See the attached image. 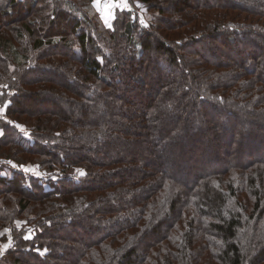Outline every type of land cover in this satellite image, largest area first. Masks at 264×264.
Masks as SVG:
<instances>
[{"label":"trees","instance_id":"obj_1","mask_svg":"<svg viewBox=\"0 0 264 264\" xmlns=\"http://www.w3.org/2000/svg\"><path fill=\"white\" fill-rule=\"evenodd\" d=\"M144 1L0 0V264H264V0Z\"/></svg>","mask_w":264,"mask_h":264},{"label":"rangeland","instance_id":"obj_2","mask_svg":"<svg viewBox=\"0 0 264 264\" xmlns=\"http://www.w3.org/2000/svg\"><path fill=\"white\" fill-rule=\"evenodd\" d=\"M110 0H93V3H95V8H96V10L100 13V15H101V17H102V19H103V22H105L106 23V25L107 26H109V27H112L113 26V21H114V19H115V17H116V15H117V13H116V10L119 8V9H136V12H137V14H138V16H139V18H141V19H143L144 20V24H146V13H147V3L144 1V0H135L134 2H133V4H131L130 2H128L127 0H114V4H115V10H114V12H113V15L111 16V17H109L110 18V21H109V18H108V13H109V10H108V8L110 7V5H107L105 2H109ZM111 1H113V0H111ZM105 5V6H104ZM107 5V6H106ZM122 5H124V6H122ZM104 6V7H103ZM105 8H107V9H105ZM167 16H169L168 14H167ZM108 18V19H107ZM148 18V17H147ZM233 50H236V49H233ZM156 85H155V83L154 84H149L148 85V87H147V89L148 90H150V89H153L154 87H155ZM157 87V86H156ZM121 88V87H120ZM124 92V91H123ZM123 94H125V93H123ZM133 92L132 91H129V92H127L124 96L125 97H133ZM123 96V97H124ZM32 98V97H31ZM33 100H34V98H32ZM48 105H50V106H48V107H53V105H51L49 102L47 103ZM1 109H3V108H1ZM136 109V106L133 104L132 106H129V112L131 111V112H133L134 110ZM4 110V109H3ZM4 112V111H3ZM221 113L220 114H218V116L220 117V124H224L225 126L226 125H228V123H226V120L225 119H223V117H221ZM181 119H184V118H181ZM10 120V119H9ZM225 120V121H224ZM11 121V120H10ZM195 124H196V126L198 125V127L199 128H203V131H204V118L201 116H199V117H197V118H195ZM263 119L262 118H258L257 119V122H259V123H263ZM15 123H16V125L18 126V127H22V128H24V127H26L23 123L21 124V125H18V123L16 122V121H14ZM226 123V124H225ZM242 126H244V129L246 130V129H248L249 128V126L247 125V123L245 122V121H241V123H240ZM257 124V123H256ZM190 126V125H189ZM188 126V127H189ZM191 127V126H190ZM24 129H26V128H24ZM0 132H1V130H0ZM210 132L211 131H209L208 132V134L207 135H210ZM207 133V132H206ZM24 135H25V137L27 138L28 137V134H27V132H24ZM232 139H237V137L236 136H234V137H232ZM145 143H146V141L143 139L141 142H140V146H139V148H142L143 147V145H145ZM158 143V142H157ZM175 143V142H174ZM181 143V142H180ZM184 143V142H183ZM171 146L172 145H174L173 143L172 144H170ZM165 150L166 149H164L162 152L164 153L165 152ZM217 150V148H216V146H215V148H214V151H216ZM117 152L120 154H122V152H123V154H125L124 153V150H122V149H117ZM112 153H114L113 151H112ZM145 153H144V151H141V155H140V158L144 155ZM165 154H167V153H165ZM164 154V157H162V162H160L159 163V167L161 168V169H163V170H168L169 168H170V165H171V163L172 162H169L170 161V159H172V156H170L169 154H167V155H165ZM262 154V153H261ZM261 154H258V153H256V155L255 156H253L254 158H258V157H261L262 155ZM244 158H246V159H248V156H247V154H245L244 156H243ZM252 157V158H253ZM139 158V159H140ZM134 164H132V163H127V166L126 167H132ZM21 167H23L24 168V170H26V171H34V172H36V173H38V174H41V172H43L44 174H48V173H46L45 172V169H43L41 166H40V163H28V164H24V165H22ZM169 170H172L171 168L169 169ZM3 172V174H6L7 173V171H5V170H3L2 171ZM179 175H181V176H184L185 177V175L186 174H179ZM186 178V177H185ZM24 223H25V221H23V220H21V219H17V221H16V224L17 225H19V226H21V225H24ZM104 225H109V224H104ZM11 234V231H10V229L9 228H2L1 230H0V254H2L6 249H5V245H8L10 242L8 241V240H6V238L5 237H9V235ZM30 234V233H29ZM140 241V239L137 241V242H139ZM143 241H141L140 243H142ZM140 243H139V246H140ZM140 248H142V247H140ZM140 250V249H139ZM48 250L47 249H43V250H40V253L41 254H44V253H46Z\"/></svg>","mask_w":264,"mask_h":264},{"label":"snow or ice","instance_id":"obj_3","mask_svg":"<svg viewBox=\"0 0 264 264\" xmlns=\"http://www.w3.org/2000/svg\"><path fill=\"white\" fill-rule=\"evenodd\" d=\"M140 23H141V25H143L144 27H147V25L146 24H144V21H143V19H141L140 20ZM3 93H0V95H2ZM8 107V105L7 104H5L4 105V108H7ZM3 109H0V116H2L3 115ZM81 176L82 175H84V173L83 172H80L79 173ZM31 237L30 236H25L24 237V239H30ZM11 245L9 244V245H5L4 247H5V249H7L8 247H10Z\"/></svg>","mask_w":264,"mask_h":264},{"label":"crops","instance_id":"obj_4","mask_svg":"<svg viewBox=\"0 0 264 264\" xmlns=\"http://www.w3.org/2000/svg\"><path fill=\"white\" fill-rule=\"evenodd\" d=\"M107 5H110V7L108 8V10H109V13H108V18L109 17H111L112 15H113V12H114V10H115V4H114V0L113 1H109V2H105ZM95 4V3H94ZM106 5V6H107ZM105 6V5H104ZM103 6V7H104ZM122 6H124V5H122ZM105 9H107V8H105ZM107 18V19H108ZM109 21H110V18H109Z\"/></svg>","mask_w":264,"mask_h":264},{"label":"built area","instance_id":"obj_5","mask_svg":"<svg viewBox=\"0 0 264 264\" xmlns=\"http://www.w3.org/2000/svg\"><path fill=\"white\" fill-rule=\"evenodd\" d=\"M94 4V3H93ZM95 5V4H94ZM96 6V5H95Z\"/></svg>","mask_w":264,"mask_h":264}]
</instances>
